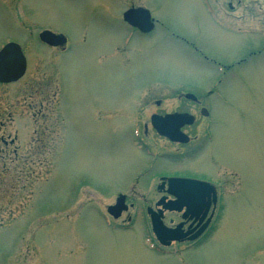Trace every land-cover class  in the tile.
Listing matches in <instances>:
<instances>
[{
    "label": "rangeland",
    "instance_id": "374dc122",
    "mask_svg": "<svg viewBox=\"0 0 264 264\" xmlns=\"http://www.w3.org/2000/svg\"><path fill=\"white\" fill-rule=\"evenodd\" d=\"M131 6L147 7L159 28L195 42L208 60L171 39L155 43L134 33L131 47L122 48V16ZM229 18L219 20L236 28L231 38L217 29L205 0H0V48L18 44L27 60L23 79L0 85V136L15 140L0 157V264L184 263L142 245L140 216L131 231H111L126 215L104 218L116 201L113 189L128 179L155 186L161 174L212 168L200 165L211 158L206 150L176 163L158 160L150 178H140L150 160L131 144L125 100L151 82L138 97L148 104L139 109L142 121L175 109L178 86L199 97L217 89L228 104L213 97L208 106L219 120V174L239 175L241 187L227 191L217 229L188 260L264 264V59L222 84L215 66L263 47L256 32L264 29V0H235ZM44 31L63 35L67 49L43 44ZM148 142L164 150L155 135Z\"/></svg>",
    "mask_w": 264,
    "mask_h": 264
},
{
    "label": "flooded vegetation",
    "instance_id": "af4514ba",
    "mask_svg": "<svg viewBox=\"0 0 264 264\" xmlns=\"http://www.w3.org/2000/svg\"><path fill=\"white\" fill-rule=\"evenodd\" d=\"M205 3L210 15L214 18L218 27H220L217 29L221 31L224 36L225 32L229 33L230 37H226L231 38L232 35L236 33V28L230 23L224 24V22L219 20V17L223 16L229 18L232 16L235 9V0H205ZM217 6H220V8H217ZM133 8L148 9L145 6H131L129 9ZM219 11H221L222 14L219 13ZM152 18L155 27L150 28L148 31H143L140 28H128L127 37L124 39L121 47H124L125 49L131 47V40L129 37L134 33V35H138L144 40L150 39L152 42L155 41V43H158L159 41L172 43L171 40L178 42L183 48H189L197 56H201L208 60L199 51L195 42L183 38L181 35L168 28H159L160 25L158 20H156L153 15ZM248 32L251 33L253 31L249 29ZM256 33L259 34L263 43L261 49L251 51L252 49L250 48L248 50L249 54L246 57L243 56L236 61L232 58L231 62L227 63V65L215 64L223 78L219 81V84L224 83V80L227 79L228 75H234L236 69L245 68L255 60L264 59V29L259 28ZM7 44L8 43H5L0 50ZM66 46L68 47V45ZM66 46L54 49L65 50ZM151 83L147 84L145 87L150 86ZM145 87L137 89L125 100L126 109L129 113L128 118H133L131 121L127 122V126L132 127L131 144L144 155V158L150 160L148 166L140 171V178H150L152 175L151 173L154 172L155 163L158 162V160L161 162L165 159L170 163H176L178 161L195 158L206 150L211 151V158H207L206 161H201L200 165L204 163L210 164L212 168L206 167V170L204 171L197 170L193 167V169H187L186 173L183 174H161L158 178L159 182L155 186L143 185L142 187H137L136 185H128V179L124 185L117 186L116 188L112 187L115 188L113 189L114 193H117L115 204L120 200L119 208L113 211L114 215L119 216L118 219H114L109 215L110 207L115 204L106 208L108 216H104V218H112L116 222L126 215V222L123 220L121 224H116L111 231H131L134 228L132 225L135 224V220L140 216L142 221L141 227H143L141 243L144 247L149 251L151 250L154 254L168 256L170 258L180 257L184 261L183 264H193L188 260V256H195V254H198L199 250L204 247L217 229L219 214L221 210L224 211V207L228 202L227 198L229 197L225 196L227 191L229 192L232 188L241 187L235 184V180L239 175L233 173L221 176L219 174L218 164L220 156L216 152L221 146L219 142V120L213 109L211 110L208 106L209 99L213 97H216L222 105L228 104L225 99L216 96L217 89L216 91H209L206 95L199 97L196 92L178 86V89L174 90L175 94L173 95L176 102H178V106L175 109L171 111H155L148 116L147 120L142 121V116L140 117L138 113L139 109L141 111V105L145 107V105L148 104L146 99L145 101L143 100V102H138V97L143 90L146 89ZM189 95H192V98H188ZM135 103H138V105ZM153 104L158 108H161L163 102L161 100H154ZM184 114L192 116L193 122L183 123V121L174 118L169 119V121L167 119L158 120L157 122L159 125L169 128L179 127L181 132L185 134L187 138L176 136L174 138H179V141H173L170 138L158 134L153 123L154 118L164 119L173 115ZM135 118L136 120H134ZM141 128L142 130H140ZM197 129H199V131H197ZM151 135H155L158 139L163 141V151H156L154 145L148 142L151 139ZM14 144L15 140L9 142L4 135L0 136V157L9 155L11 153L10 146ZM221 148L223 147L221 146ZM13 153L17 154V150L15 149ZM168 178H183L201 181L212 186H206L205 188L204 185L197 186L192 183H186L183 186H180V196L177 197L171 193L177 191V188L169 185L168 181L165 180ZM138 181L139 178L137 179V182ZM124 192L130 193V195ZM135 197L139 200V204L138 200H135ZM138 207H141V210H138ZM169 208H174V210H170ZM153 212L158 216L160 215L164 225L169 231H171L170 236L174 238L171 240L166 239V243L164 244L167 245H163L152 232L150 215ZM100 218L102 219V214Z\"/></svg>",
    "mask_w": 264,
    "mask_h": 264
},
{
    "label": "water",
    "instance_id": "95a60500",
    "mask_svg": "<svg viewBox=\"0 0 264 264\" xmlns=\"http://www.w3.org/2000/svg\"><path fill=\"white\" fill-rule=\"evenodd\" d=\"M124 21L128 23L130 26L135 28H140L143 31H148L149 28H153L154 24L151 19V15L149 11L145 9H131L124 14ZM40 40L43 43H46L52 47L62 46L66 43V39L63 36L55 35L49 31H45L40 34ZM27 62L26 58L22 52L21 47L18 44H8L1 52H0V83L9 84L19 81L26 72ZM191 97V96H188ZM192 98V97H191ZM176 120H181L183 123L188 122L192 123L193 119L188 117V115H177L172 117ZM169 121L171 118H166L164 120ZM161 120V119H159ZM163 120V119H162ZM158 133L162 136L169 137L173 140H177L176 136H181L179 127L177 128H169L158 123L155 124ZM174 132V133H172ZM186 183H198L200 185H204L206 188L205 183L195 182L186 179H179V178H172L169 179V184L175 186L177 191L171 192L173 195L177 197L180 196V186H183ZM118 201L117 205L111 207L109 211L112 213L113 210L119 207ZM170 210H174V208H169ZM152 224L153 230L156 233L157 237L164 243L166 239H174L170 236L171 231H169L163 225L159 216L152 213Z\"/></svg>",
    "mask_w": 264,
    "mask_h": 264
}]
</instances>
